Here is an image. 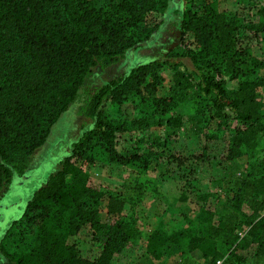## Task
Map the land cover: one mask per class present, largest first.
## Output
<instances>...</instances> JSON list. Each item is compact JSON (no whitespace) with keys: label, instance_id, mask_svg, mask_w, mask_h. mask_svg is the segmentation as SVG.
<instances>
[{"label":"trees","instance_id":"obj_1","mask_svg":"<svg viewBox=\"0 0 264 264\" xmlns=\"http://www.w3.org/2000/svg\"><path fill=\"white\" fill-rule=\"evenodd\" d=\"M204 1L187 8L180 21L181 39L188 33L194 37L186 54L199 67L193 81L217 118L242 128L236 144L249 147L264 135L263 106L255 92L264 87V76L230 93L223 79L255 75L264 70V60L242 49L238 28L219 9L218 0ZM163 7L160 0H120L102 9L94 0H0V194L24 180L32 155L74 104L92 69L147 40L152 33L143 27L147 15ZM173 12L178 14V9ZM256 15L261 21L256 31L264 32V0ZM160 65L133 67L104 82L92 96V126L82 129L71 153L56 162L60 168L24 207L20 221H32L35 231L28 238V228L19 229L29 239L20 251L8 252L1 245L0 264H110L115 254L135 241L144 244L149 264H167L175 253L174 264H264V159L251 162L239 178L234 203L225 213L208 209L203 195L191 190L181 193L177 207L195 204L200 210L196 221L173 210L154 225L144 220L145 201L159 196L154 179H140L148 175L153 160L115 150L116 136L125 126L110 120L103 109L104 103L122 106L142 97V102L150 101L153 114L163 116L168 99L156 96L162 79L154 75L153 81L147 80ZM174 71L176 86L180 78L192 86L189 78ZM96 147L110 163L130 169L132 178L121 189L90 186ZM98 200L105 201V214L114 222H99L93 207ZM244 202L247 213L242 210ZM85 225L105 233L102 252L91 263L80 259L72 241ZM196 253L202 262L194 259Z\"/></svg>","mask_w":264,"mask_h":264},{"label":"rangeland","instance_id":"obj_2","mask_svg":"<svg viewBox=\"0 0 264 264\" xmlns=\"http://www.w3.org/2000/svg\"><path fill=\"white\" fill-rule=\"evenodd\" d=\"M119 1L94 0V4L97 9H102ZM160 1L163 9L149 12L143 24L146 30H152L149 38L124 56L99 63L92 69L74 104L52 127L46 144L32 155L24 180L9 185L0 194V246L3 245L8 252L23 249L29 241L27 237L35 231L37 225L32 221H20L33 192L60 168L56 162L71 153V144L80 137L82 129L92 126L93 121L89 116L92 96L104 82L128 73L133 67L153 62L161 64L148 74L147 80L153 81L154 75L162 79L156 96L168 99L164 115L153 114L150 101L142 102V97L130 99L122 106L104 103L103 111L110 120L125 126L124 131L116 136L115 150L119 154L128 157L138 152L153 160L148 175L140 178L148 180L150 177L159 186V196L152 201L146 200L144 204V220L148 224L154 225L168 210L184 215L190 222L196 221L200 210L195 204L188 202L177 207V199L181 193L191 190L203 195L202 200L208 209L225 213L234 203L239 178L248 170L251 162L264 159V135L252 143V146L237 145L236 137L242 128L231 120L217 118L209 99L198 91L193 81L199 67L186 54L194 37L188 33L181 39L180 21L187 8L192 5L201 6L205 1ZM260 1L262 0H218L219 9L238 28L242 49L264 60V32L256 31L261 22L256 15V7ZM176 8L178 14L173 12ZM174 70L179 72V77L183 75L184 79L189 78L192 86H188L182 78L181 84L176 86ZM263 76L264 70L244 79L225 77L223 85L230 93L242 83H252ZM255 92L263 106L264 121V87H256ZM92 156V188L97 190L103 186H112L121 189L125 181L129 182L132 178L129 168L110 163L101 148L96 147ZM93 207L98 211L101 224L114 222L105 214L104 200L95 201ZM242 210L247 213L245 202ZM20 228H28L29 235H21L18 232ZM104 238V231L85 225L72 241L75 242L80 259L91 263L99 258ZM193 257L202 262L198 253ZM176 259L175 253L167 264H174ZM2 262L0 252V263ZM110 264H149L144 244L136 241L129 243L120 254L111 258Z\"/></svg>","mask_w":264,"mask_h":264},{"label":"built area","instance_id":"obj_3","mask_svg":"<svg viewBox=\"0 0 264 264\" xmlns=\"http://www.w3.org/2000/svg\"><path fill=\"white\" fill-rule=\"evenodd\" d=\"M216 264H221V261L216 262Z\"/></svg>","mask_w":264,"mask_h":264},{"label":"crops","instance_id":"obj_4","mask_svg":"<svg viewBox=\"0 0 264 264\" xmlns=\"http://www.w3.org/2000/svg\"><path fill=\"white\" fill-rule=\"evenodd\" d=\"M139 243V242H138ZM141 243V242H140ZM145 252V251H144Z\"/></svg>","mask_w":264,"mask_h":264}]
</instances>
